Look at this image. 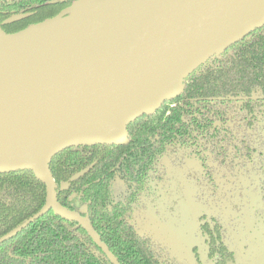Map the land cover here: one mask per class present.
<instances>
[{
	"label": "water",
	"instance_id": "obj_1",
	"mask_svg": "<svg viewBox=\"0 0 264 264\" xmlns=\"http://www.w3.org/2000/svg\"><path fill=\"white\" fill-rule=\"evenodd\" d=\"M68 8L17 32L0 23V173L32 171L47 192L42 213L79 222L120 264L90 222L59 203L52 159L71 147L128 143L132 122L176 99L201 65L264 27V0H91L77 13ZM250 239L245 264H264V218Z\"/></svg>",
	"mask_w": 264,
	"mask_h": 264
},
{
	"label": "trees",
	"instance_id": "obj_2",
	"mask_svg": "<svg viewBox=\"0 0 264 264\" xmlns=\"http://www.w3.org/2000/svg\"><path fill=\"white\" fill-rule=\"evenodd\" d=\"M74 1L0 0L1 27L7 33L20 31L61 14ZM38 3L47 4L34 5ZM30 10L36 12L25 20L3 23L10 15ZM128 129L131 137L124 146L69 148L49 165L57 186L91 166L59 194V203L69 211L87 212L123 264H163L131 220L151 182L165 173L164 157L210 158L234 171L255 152L264 205V27L205 62L186 79L176 99ZM117 178L127 188L124 201L116 199ZM47 206L45 186L32 171L0 174V239L13 233L0 245V264H109L81 228L72 231L51 209L42 213ZM239 222L246 225V217Z\"/></svg>",
	"mask_w": 264,
	"mask_h": 264
},
{
	"label": "flooded vegetation",
	"instance_id": "obj_3",
	"mask_svg": "<svg viewBox=\"0 0 264 264\" xmlns=\"http://www.w3.org/2000/svg\"><path fill=\"white\" fill-rule=\"evenodd\" d=\"M41 4H47V3H38L34 5L36 6V5H41ZM35 12L36 11L34 10H30V11H25V12L10 15L9 17L3 20V23L9 25V24H13V23L25 20L28 17L33 16ZM16 15H24V16L23 18L19 20L7 22L8 19ZM1 26H2V23H1ZM251 35L248 36L244 41L250 39ZM232 47H230L228 50H230ZM144 117H147V116H143L139 119H142ZM130 137H131V132H130ZM261 140L263 142V148L262 149L259 148V145L257 144H256V147H258L257 148L258 150L261 149V151H263L264 150V139L261 137ZM115 146H124V145H115ZM79 147H84V146L71 147V148H79ZM188 157L196 160L199 163V169H198L199 172L197 174V170L195 171V177L194 178L192 177L190 181V184H191L190 187L193 188L195 186V189L197 188L199 189V193L204 192L208 198V200H206V204L209 206V210L207 209L201 212V215L198 220V234L201 238L202 246L200 247L198 245H194L192 247L191 252L189 253L191 259L193 260L194 264H245L244 256L246 252L248 251L250 245L252 244V241L250 239L251 230L253 229L254 226H256V223L259 221L260 218H264V205H263V201L261 198V185H260V178H259L260 171L258 169L261 165L260 159L256 157V153L253 152V154L250 157H247L245 162L244 160H241L239 166L236 167L234 171H232V170H227L219 166L216 162H214L210 158L206 160H202L193 155H187L185 159H187ZM164 158L170 159L173 163L179 162V161H183V162L185 161V159L178 160V159H172L171 157H164ZM164 158H163V164L165 167V173L164 174L162 173L159 178L156 177L155 180L151 182L150 184L151 187H150L149 192L145 196H143L140 203L134 209V215H133L134 217L131 220V223L133 224L136 231L142 237L149 239L151 249L154 255L159 259L160 262H162L163 264H187V259H188L187 257L185 258L181 257L180 260L178 259L179 254L176 250L179 248H176L175 253L176 252L177 253L174 256L168 254L166 251H163V249L158 248L157 250V246L155 242L153 241V239L144 232V228H143L144 225L141 224L142 219H140V221L138 220L140 218L139 213H138L139 210L141 208L146 207V204L144 202L147 199L153 198L157 194L158 185L160 184V182H162L165 179V176L167 174V168L164 162ZM96 163L97 161L94 164ZM88 168L90 170L91 166ZM0 174H3V173H0ZM74 175H72L69 179L63 181L60 184V186H57L58 201H59V194L61 192H65L69 190L70 187L72 186V183L78 181L80 178L84 176L83 175L77 180L72 181L71 179ZM64 183H68L69 185L64 188L63 187ZM119 185H120V189L117 192V186ZM114 188H115L116 199L118 201H124L125 196L127 194V188L124 182L120 178L116 179ZM212 197L214 198V202L216 203V206H217L216 210H213L210 208L209 203L210 201L213 200ZM252 197L257 199V204L261 212H259L255 216L253 222L249 224V221H248L249 216L251 215V212L254 211L255 206H256L254 204L253 205L251 204ZM75 202H76L77 207L80 210H83L85 212L87 211L79 199H76ZM150 209H151L150 216H151V221H152L155 214L153 212V209L152 208ZM70 212L73 214H80L81 216L86 218L90 222L91 226L98 233L101 240L106 244L109 250L117 258L119 263L123 264L119 260V258L115 255V253L112 251V249L109 247V245L103 240L100 233L93 226L90 219L88 218L87 212L86 213H82L81 211H70ZM243 217H246L247 219L246 225L241 224V222H239V220H241V218ZM60 218L64 221V224L74 232H77L78 227L81 228L87 234V236L91 240L96 250L99 251L107 259L109 264H114L108 258L107 254L103 251V249L99 247V245H97V243L93 240V238L88 234L86 229H84L83 226L79 222L68 221L62 217ZM139 224L140 226L139 228H137ZM239 229L246 231L249 235V239L240 240L239 235H238ZM2 243L0 245H2Z\"/></svg>",
	"mask_w": 264,
	"mask_h": 264
},
{
	"label": "rangeland",
	"instance_id": "obj_4",
	"mask_svg": "<svg viewBox=\"0 0 264 264\" xmlns=\"http://www.w3.org/2000/svg\"><path fill=\"white\" fill-rule=\"evenodd\" d=\"M164 162L167 168L165 179L158 185L157 194L144 202L146 207L139 210L138 220L142 219L144 232L153 239L157 250L163 249L172 256L178 252L179 260L181 257H187V264H194L189 253L194 245L202 246L198 234V220L202 211L209 210L206 204L207 195L204 192L199 193V189H195V186L190 187L195 171L197 170V174L199 172V163L190 157L184 162L174 163L164 158ZM120 185L117 186V192ZM212 199L209 203L210 208L216 210V203L213 197ZM251 204L256 206L249 216V224L261 212L256 198H251ZM150 208L155 214L152 221ZM139 226L140 224L137 228ZM238 235L240 240L249 239L248 233L242 229H239Z\"/></svg>",
	"mask_w": 264,
	"mask_h": 264
},
{
	"label": "bare ground",
	"instance_id": "obj_5",
	"mask_svg": "<svg viewBox=\"0 0 264 264\" xmlns=\"http://www.w3.org/2000/svg\"><path fill=\"white\" fill-rule=\"evenodd\" d=\"M91 0H77L73 3L71 7L68 8L67 11L72 13H77L84 9V7L90 2Z\"/></svg>",
	"mask_w": 264,
	"mask_h": 264
}]
</instances>
